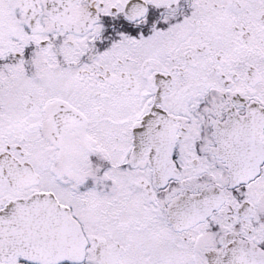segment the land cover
<instances>
[{"label":"snow or ice","instance_id":"snow-or-ice-1","mask_svg":"<svg viewBox=\"0 0 264 264\" xmlns=\"http://www.w3.org/2000/svg\"><path fill=\"white\" fill-rule=\"evenodd\" d=\"M0 264H264V0H0Z\"/></svg>","mask_w":264,"mask_h":264}]
</instances>
